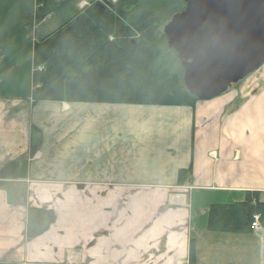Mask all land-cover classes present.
I'll return each instance as SVG.
<instances>
[{"label":"crops","instance_id":"obj_1","mask_svg":"<svg viewBox=\"0 0 264 264\" xmlns=\"http://www.w3.org/2000/svg\"><path fill=\"white\" fill-rule=\"evenodd\" d=\"M260 71L257 92L233 87L219 97L228 99L226 132L212 121L206 132L201 105H33L32 88L26 99L0 95V172L19 166L15 178L0 177V264H190L192 243L196 264H264V233L210 232L205 221L212 205L247 192L264 201ZM34 132L42 145L31 155ZM182 185L190 191L174 205ZM199 196L212 203L195 225ZM29 208L56 215L34 239L27 238Z\"/></svg>","mask_w":264,"mask_h":264},{"label":"trees","instance_id":"obj_2","mask_svg":"<svg viewBox=\"0 0 264 264\" xmlns=\"http://www.w3.org/2000/svg\"><path fill=\"white\" fill-rule=\"evenodd\" d=\"M46 2L48 5L56 3L54 0ZM58 3L59 8L49 6L43 11L50 14L62 10L67 2ZM155 4L148 0H120L113 10L92 5L46 41L37 44L34 67H42L43 71L33 75V105L57 102L193 106L197 99L187 91L182 81L183 73L177 75L168 72L170 64L165 61L167 41L164 35L162 39L159 38L162 25L169 16L173 17L184 10L178 9L177 5H171L167 10V6L158 9L154 7ZM112 12H117L118 16ZM152 25V31H149ZM132 37L139 38L137 44L129 42ZM155 50L160 51V59L166 63L164 74L153 73L155 77L161 76L159 82L156 78H150L147 69V66L155 64L154 61L141 57ZM170 52L177 58L173 51ZM176 61L180 63L178 58ZM34 133H39V141L33 142L31 155L42 145L40 132ZM18 168V163L8 164L0 172V177L15 178ZM242 200L233 204L212 205L208 210L206 229L215 233L257 235L252 225L258 218L264 230V201L261 194L247 192ZM27 217L28 239L43 235L56 222L55 213L46 208H29ZM189 261L196 264L193 243L190 245Z\"/></svg>","mask_w":264,"mask_h":264},{"label":"water","instance_id":"obj_3","mask_svg":"<svg viewBox=\"0 0 264 264\" xmlns=\"http://www.w3.org/2000/svg\"><path fill=\"white\" fill-rule=\"evenodd\" d=\"M184 3L164 36L182 62L187 91L199 102L212 101L264 65V0Z\"/></svg>","mask_w":264,"mask_h":264},{"label":"rangeland","instance_id":"obj_4","mask_svg":"<svg viewBox=\"0 0 264 264\" xmlns=\"http://www.w3.org/2000/svg\"><path fill=\"white\" fill-rule=\"evenodd\" d=\"M46 1L47 0H0V95H5L8 99H13V97L26 99L31 93L33 71L38 72L37 69H34V61H33L35 44L36 43L39 44L43 39L50 37L58 29L63 27V25L69 24L72 21V19H74L78 14L83 13L82 11L83 9L81 8L83 4L85 5L86 3H89V5L92 6L97 2H101V0L98 1L54 0L56 1L55 4L50 3L48 5L47 4L48 2ZM60 1L61 2L66 1L67 3H64L66 7L62 10H58V11L55 10V12L50 13L51 15L50 14L47 15L46 19H42V17L47 13L45 11H41V7L42 9L49 6L54 8H59L58 2ZM109 1L111 2L110 3L107 1L106 2L115 6L116 2H119L120 0H109ZM148 1H151L152 4L158 2L154 6L157 7L158 9H160L161 6H167L165 9L167 10L171 5H177L176 7L178 9L181 8L184 10L185 8L183 0H148ZM112 14L118 16L117 12H112ZM161 14H159L158 16H161ZM49 17L50 19H48ZM171 21H172V17L170 15L169 18L166 20V22H164V24L162 25L159 34L160 39L163 38L164 29L171 23ZM152 28L153 25L149 27V31H152ZM138 41H139L138 37L135 38L132 37L131 39H129V42H132L133 44H137ZM1 48H3V51L1 50ZM170 51H171L170 49L166 48L167 60L165 61H167L170 64L168 66L169 67L168 72L171 71L179 75L180 73H183V68L181 66L182 62L179 61L180 63H177L176 61L177 58H175V55L172 54ZM141 57L146 59L150 58L152 59V61H154L155 64H153L151 67L150 65L147 66V69L150 78L151 79L156 78L158 80L157 82H159L161 76L158 75V77H155L153 73L159 72L164 74L165 65H166V63L162 62V58L160 59L161 57L160 51L155 50L151 52L150 55L148 56L141 55ZM260 70L249 76L241 84L234 86V88L236 90H240L242 93L244 92L245 95L254 92L256 89H259L258 87L259 80H263L262 73ZM145 73L147 75V70H145ZM168 76L171 75L169 74ZM182 81H183V77H182ZM243 86L244 88H247V90L243 89L242 88ZM257 91L258 90H256V92ZM241 96H243V94H241ZM227 102L228 99L226 97L225 99L219 98L213 101H208L203 103L196 101L193 106H187V107L193 108L196 105L197 106L201 105L202 112L204 113V119L202 122L204 127L208 129L206 132H210L209 129L211 126V121H212V127H214L217 132H226L227 124H226V119L225 117H223V115L227 111L226 110ZM211 118L213 119L211 120ZM218 139L220 140L221 138L218 137ZM76 159L80 160L82 159V157L77 156ZM62 171H66V170H62ZM78 171L80 170H76V173ZM179 181L180 183H182L183 181L182 175H179ZM46 185L47 184L44 185L41 184L43 188ZM29 186L31 187L33 185H30L29 183ZM60 187L64 188L65 190V186H60ZM71 187L74 188L75 185L73 184ZM86 187H90V186L87 185ZM107 187L118 188V186H112V187L106 186L105 188ZM174 191L176 193V195L173 196L175 197L174 205H177L178 202L184 200L182 197H184L186 193H188L190 190L188 187H184V185H182V187L180 188H174ZM195 198L196 197H194L192 201H194ZM38 199L40 200V196L38 197ZM39 202L42 203L41 200ZM43 202L47 203L48 201H43ZM73 203L74 201L69 200L68 204L73 205ZM197 203H198V208L196 211V217L194 221L195 225H199L200 222L201 223L203 222V216L201 215V210L203 209V207L209 208L211 204L208 203H212V202L209 199H204V198L201 199L199 196ZM74 211L75 210L71 208L69 214L73 215ZM112 216H113L112 214H109L108 219L111 218ZM116 220H117L116 224H118V216L116 217ZM207 220H208V213L205 220L206 223ZM215 259L216 261H219L218 257H215ZM215 263H220V262H215Z\"/></svg>","mask_w":264,"mask_h":264},{"label":"built area","instance_id":"obj_5","mask_svg":"<svg viewBox=\"0 0 264 264\" xmlns=\"http://www.w3.org/2000/svg\"><path fill=\"white\" fill-rule=\"evenodd\" d=\"M255 222H256V223H254V224L252 225V229H253L255 232H257V233H262V232H263V229H261V227H260V225H259V223H258V218H256Z\"/></svg>","mask_w":264,"mask_h":264}]
</instances>
